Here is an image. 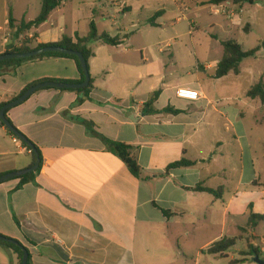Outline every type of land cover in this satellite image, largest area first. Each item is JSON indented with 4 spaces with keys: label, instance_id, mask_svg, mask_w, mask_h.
<instances>
[{
    "label": "crops",
    "instance_id": "obj_1",
    "mask_svg": "<svg viewBox=\"0 0 264 264\" xmlns=\"http://www.w3.org/2000/svg\"><path fill=\"white\" fill-rule=\"evenodd\" d=\"M196 1L223 16L211 29L243 33L241 40L212 35L221 46L235 41L245 52L261 46L238 75L215 77L224 50L198 63L204 78L197 82L182 81L163 65L169 51L153 37L172 9L183 17L189 11L182 0H62L45 23L19 36L10 17L17 26L35 21L42 0H0V54L34 36V45L87 38L92 23L99 35L123 40L88 44L95 54L89 62L94 88L83 103L76 92L47 88L7 114L42 156L34 182L0 185V235L20 242L30 264H230L250 247L264 259V221L248 226L251 213L264 216V103L248 96L264 87V36L251 37L255 26L264 29L254 10L263 4ZM144 10L150 16L143 25L125 23ZM45 79L80 81L82 75L69 58L23 63L0 76V104ZM182 88L199 91L201 100L179 99ZM85 122L98 135L131 146L141 177ZM13 139L0 127V176L33 166L32 153ZM182 159L196 164L168 169ZM198 186L215 193L195 191ZM225 239L236 244L223 255L209 252ZM253 257L241 264H256ZM0 264H17L3 245Z\"/></svg>",
    "mask_w": 264,
    "mask_h": 264
},
{
    "label": "trees",
    "instance_id": "obj_2",
    "mask_svg": "<svg viewBox=\"0 0 264 264\" xmlns=\"http://www.w3.org/2000/svg\"><path fill=\"white\" fill-rule=\"evenodd\" d=\"M61 1L62 0H42V11H41L39 17L35 21L30 22V23L22 22L20 25L17 26L16 25L17 22L11 16L10 17L11 29L17 30L16 36H19L21 33L25 32L27 30H31L33 27L40 26L41 24L45 23L49 19V16L51 15V13L56 8L59 7ZM227 2H232L235 5H239V4H244V3H252L253 0H211L210 3L212 5L219 6V5H222V4L227 3ZM155 18H156V16H155ZM151 24H154V22L151 21ZM35 40H36V36H34L33 39H30V40L28 39V40H25L24 42H22V45L20 47H11L10 49H7L3 54L29 53V52H32V51H35V50H38V49H41L44 47H63V48H66L68 50H71V51L82 53L83 56L85 57V59L87 60L88 67L90 69L89 62L95 56L93 50L88 47V44L90 42L95 41V40H99V41H102L103 43H105L106 45H109V46H118V45L122 44V42H123V40L118 39V38H112L107 34L99 35L97 32V29L93 23L91 25L90 35L84 39L77 37L76 41H74L73 39H71L69 37H64L59 43L49 44V45H43V44L34 45L33 42H35ZM262 45H264V42L262 43ZM223 48H224L223 58L220 61V63L218 64V69H217L216 75H215V77L217 79L223 78V77H225L231 73L238 75L240 73L241 63L248 58L255 57L256 54L260 51L261 46H259L258 48L254 49V50L245 52L243 50V48L238 43H236L235 41H226L223 43ZM0 55H2V54H0ZM44 58H69V59L74 60L77 63V67H78V69L82 75V79L80 81H59V80L45 79V80H42V81H39V82H36V83L29 85L15 99L22 96L30 87H32L36 84H39V83L60 82V83L80 84V83H83L85 81L84 72H83V69H82V66L80 64L78 57H76L74 55H67V54H60V53H46V54H42L40 56L29 58V59L2 61V62H0V76L5 75V74H14L16 72V68L18 66L22 65L23 63H26L29 61H34V60H39V59H44ZM93 83H94V81L92 79L90 86L84 90V94L80 98L79 103H83L87 98H89L90 92L94 88ZM48 89H50V88H48ZM70 91L76 92L78 94H80L82 92L81 90H70ZM159 94H160L159 92H156L153 94L151 100L149 101V103H147V107H149L150 105H152L154 103V101L157 99ZM248 96L250 98H253V99L259 98L264 103V87H263V85L260 84V85L253 87L249 91ZM6 104L7 103L0 104V110ZM9 111H7V114ZM168 111H172V109H168ZM152 112H154V111H152ZM7 119L10 121V119L8 117H7ZM85 123H86L89 131H91L93 134H95L99 138H101V140L108 146V148L110 150H112L113 152H115L119 156V158L125 163V165L127 166V168L129 169V171L131 172V174L134 177H136V178L141 177L142 168L140 167L136 158L133 156L131 146L123 144V143H119V142H114V141H111V140H109L103 136H100L93 130V124L92 123H88V122H85ZM0 127L6 128L1 120H0ZM6 130L9 132V134L11 136H13L14 138H17L7 128H6ZM18 140L20 141V143L23 146L28 148L24 142H22L20 139H18ZM28 150L32 151L30 148H28ZM36 150L40 155L41 164H42L41 152L37 147H36ZM32 156L34 159V162H33V165H34L36 163V155L34 152H32ZM195 164H196L195 162L188 161L186 159H182L180 161H177V162L171 164L168 167V169H175V168H180V167H192ZM37 172L31 173L29 175H26V176H23L19 179H16V180L20 181L18 187L21 188L30 182H34ZM194 190L205 192V193H215L211 189L203 188L201 186H198ZM164 214L170 215L169 212H164ZM261 221H264V216L251 213L248 226L251 228H254L256 226L257 222H261ZM235 244H236V240L225 239V240H222L218 243H215L211 247L209 252L211 254L223 255L230 248H232ZM0 245L8 247L16 255L17 264H22L23 257H24V249L26 250V248H24L22 246L18 247V246L3 243V242H0ZM255 255L262 256L258 249L254 248V247H250L248 252L242 254L243 259L237 260V261H232L230 264L244 263V262H246V260H248L247 258H251ZM28 264H30V254H29V263Z\"/></svg>",
    "mask_w": 264,
    "mask_h": 264
},
{
    "label": "rangeland",
    "instance_id": "obj_3",
    "mask_svg": "<svg viewBox=\"0 0 264 264\" xmlns=\"http://www.w3.org/2000/svg\"><path fill=\"white\" fill-rule=\"evenodd\" d=\"M189 6V11L186 12L185 19L182 15L179 16L172 9L166 19L163 20L164 27L157 30L153 39L162 41L160 45L164 50L169 51L165 54L163 65L167 66L169 72H174L182 81L190 80L197 82L204 78L201 71H198V63L206 64L218 58L219 53L224 50L223 46L216 42L212 35H215L219 40H227L233 38L241 40L243 33L236 30L232 35L224 33L220 29H211L213 23L217 24L223 20V16H216L214 9L209 5H197L196 0H182ZM257 3H262L263 8H254L260 20L264 18V0H256ZM150 11H142L134 13L125 19L126 24L142 22L149 18ZM181 18L180 21L178 19ZM237 25L243 26V23L238 22ZM194 27V28H193ZM194 29V30H193ZM252 34V40H258L264 36V29L255 26ZM173 39H177V44L168 49L167 44L172 43ZM173 54L176 61H171L170 56ZM203 55H207V59H203ZM206 60V61H205ZM238 244L243 245L245 241H240Z\"/></svg>",
    "mask_w": 264,
    "mask_h": 264
},
{
    "label": "water",
    "instance_id": "obj_4",
    "mask_svg": "<svg viewBox=\"0 0 264 264\" xmlns=\"http://www.w3.org/2000/svg\"><path fill=\"white\" fill-rule=\"evenodd\" d=\"M46 53H60V54H67V55H74L78 57L80 64L82 66L85 81L80 84H70V83H60V82H43L36 84L32 87H30L22 96L19 98L7 103L1 110H0V120L4 124V126L18 139H20L22 142H24L28 148L32 150V152L36 155V163L25 170L17 171L13 173H9L6 175L0 176V185L6 183L7 181L13 180V179H19L23 176L29 175L31 173H36L40 167H41V158L39 153L36 150L35 145L25 136L23 135L8 119H7V111L22 105L26 101H28L35 93H37L40 90L47 89V88H54L59 90H81L80 93L81 96L84 94V90L87 89L90 86L91 83V74L88 67V62L80 52H75L68 50L63 47H44L29 53H10V54H2L0 55V62L2 61H8V60H22V59H29L33 57L40 56L42 54ZM0 242L12 244L18 247H24L21 245L20 242L9 239L7 237L0 235ZM25 248V247H24ZM253 262L256 264H264V259L259 256L255 255L253 257ZM29 263V252L28 250L24 249V257L22 264H28Z\"/></svg>",
    "mask_w": 264,
    "mask_h": 264
},
{
    "label": "built area",
    "instance_id": "obj_5",
    "mask_svg": "<svg viewBox=\"0 0 264 264\" xmlns=\"http://www.w3.org/2000/svg\"><path fill=\"white\" fill-rule=\"evenodd\" d=\"M177 97L179 99L188 100L191 102H197L201 100L202 95L199 91L190 89V88H182L177 91ZM15 143L20 144V141L17 138L13 139ZM26 152L32 153V151L28 150V148L25 147L24 149Z\"/></svg>",
    "mask_w": 264,
    "mask_h": 264
}]
</instances>
